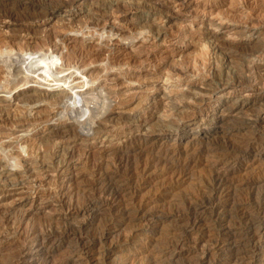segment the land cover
I'll return each instance as SVG.
<instances>
[{
    "label": "rangeland",
    "instance_id": "obj_1",
    "mask_svg": "<svg viewBox=\"0 0 264 264\" xmlns=\"http://www.w3.org/2000/svg\"><path fill=\"white\" fill-rule=\"evenodd\" d=\"M0 21L1 50L42 56L0 63V264H264V0Z\"/></svg>",
    "mask_w": 264,
    "mask_h": 264
},
{
    "label": "bare ground",
    "instance_id": "obj_2",
    "mask_svg": "<svg viewBox=\"0 0 264 264\" xmlns=\"http://www.w3.org/2000/svg\"><path fill=\"white\" fill-rule=\"evenodd\" d=\"M116 10V9H115ZM115 10H113V12L115 11ZM121 10V9H120ZM118 12V11H117ZM116 12V13H117ZM118 14V13H117ZM119 14H122V13H119ZM120 16V15H119ZM111 17H113V16H111ZM116 17H117V15H116ZM113 19V18H112ZM115 19V18H114ZM107 20V19H106ZM117 20V19H116ZM1 22V21H0ZM6 22V21H5ZM9 22V21H8ZM21 45V44H20ZM19 45V47H16L15 48V50H12V49H4L3 48V50H1L0 49V63H2L3 65H4V68L7 70L6 71V73H9L10 74V71H9V69H8V67H9V65H11V64H20V62L22 63L24 60L26 61V62H23L22 64H25V63H33L32 62V60H33V58H40V57H42L41 55H39V56H35V57H28V56H24V55H22L21 53L23 52V50H24V46L22 45V46H20ZM11 46V45H10ZM9 47V46H8ZM14 51H16V52H14ZM33 61H35V60H33ZM30 65V64H29ZM28 66V65H27ZM27 68V67H26ZM30 70V69H29ZM51 70V69H50ZM44 72V71H43ZM8 74V75H9ZM8 77V76H7ZM10 77V76H9ZM8 77V79H10ZM21 82H23V83H25L26 81L25 80H23V81H21ZM15 84H13V82L11 83V82H8V81H6V83H4L3 85H0V87L1 88H3L4 90H8L10 87H12V86H14ZM95 101V100H94ZM94 103V102H93ZM82 106H84V105H82ZM96 106V105H95ZM86 107V106H85ZM82 108V107H81ZM80 108V109H81ZM87 108V107H86ZM82 110H84V109H82ZM85 111V110H84ZM83 111V112H84ZM88 113V112H87ZM81 115V114H80ZM85 115H86V113H85ZM85 117H87V116H84V118ZM82 118V117H81ZM88 119V118H87ZM85 120V119H84ZM81 121V120H80ZM81 122H83V121H81ZM15 160V159H14ZM18 161V160H17ZM19 162V161H18ZM13 164H14V166H17V165H19V164H17V162L16 161H14L13 162ZM116 165V164H115ZM18 167V166H17ZM144 167H145V165H144ZM147 167V166H146ZM143 168V167H142ZM141 169V168H140ZM139 173V172H138ZM125 174V173H124ZM216 178V177H215ZM111 187V186H110ZM221 187V186H220ZM119 189V188H118ZM105 190V189H104ZM103 191V190H102ZM114 191V190H113ZM103 192H105V191H103ZM102 192V193H103ZM228 192V191H227ZM117 193V192H116ZM104 194V193H103ZM103 194L101 195V196H103ZM111 194V193H110ZM109 194V195H110ZM114 194V193H113ZM112 194V195H113ZM118 194L119 193H117V195L116 196H118ZM108 195V194H107ZM100 196V195H99ZM100 196V197H101ZM121 196V195H120ZM226 196V195H225ZM104 197V196H103ZM106 197V196H105ZM104 197V199H107V197L105 198ZM109 198H111V197H109ZM114 198V197H113ZM103 199V200H104ZM202 199V198H201ZM110 200V199H109ZM105 201V200H104ZM100 202H101V204H102V201L100 200ZM112 203H114L112 200H110L109 201V203H106L105 204V206L107 207V206H109V205H111ZM203 203V202H202ZM89 205V204H88ZM90 206V205H89ZM89 206H88V208H89ZM190 206V205H189ZM91 207V206H90ZM99 207V209H100V205L98 206ZM105 207V208H106ZM87 208V209H88ZM96 208V207H95ZM97 209V208H96ZM95 209V210H96ZM106 209H108V207L106 208ZM86 210V209H85ZM94 210V211H95ZM109 210H110V208H109ZM68 211V210H67ZM97 211V210H96ZM213 214V213H212ZM220 218V217H219ZM7 221V220H6ZM8 223V222H7ZM64 230V229H63ZM66 230V229H65ZM48 231V230H47ZM54 231V230H53ZM57 231V230H56ZM74 231V230H73ZM43 232V231H42ZM52 232V231H51ZM64 232V231H63ZM71 232V231H70ZM44 233V232H43ZM67 233V232H66ZM34 234V233H33ZM53 234V233H52ZM67 234H69V233H67ZM45 235H47V233L45 234ZM48 235H49V233H48ZM35 236V235H34ZM51 237V236H50ZM60 237H62V236H60ZM37 238V237H36ZM35 238V239H36ZM38 238H39V236H38ZM48 238V237H47ZM54 238H55V236H54ZM53 238V239H54ZM57 238V237H56ZM65 238V237H64ZM67 238V237H66ZM25 239V238H24ZM34 239V240H35ZM40 239H42V238H40ZM45 239V238H44ZM76 239V238H75ZM78 239H79V237H78ZM38 240V239H37ZM43 240V239H42ZM241 240V239H240ZM44 241V240H43ZM78 241V240H77ZM45 242V241H44ZM79 242V241H78ZM71 243V242H70ZM36 244V243H35ZM40 244V243H39ZM42 244V243H41ZM37 245V244H36ZM33 246V245H32ZM18 247V246H17ZM30 249V248H29ZM36 249V248H35ZM211 249V248H210ZM21 250H22V248H21ZM21 250H19L20 252H21ZM18 251V252H19ZM29 251V250H28ZM17 252V253H18ZM19 252V253H20ZM17 258V257H16ZM15 260V259H14ZM21 260V258L20 257H18L17 259H16V262H13V260H12V264H20V262H23V261H20ZM30 260V259H29ZM25 262V261H24ZM23 262V263H24ZM29 263V262H28Z\"/></svg>",
    "mask_w": 264,
    "mask_h": 264
}]
</instances>
